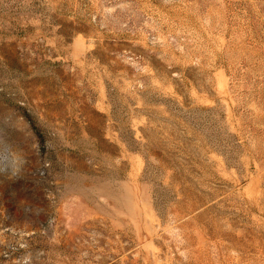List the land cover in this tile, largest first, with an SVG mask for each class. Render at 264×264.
Returning a JSON list of instances; mask_svg holds the SVG:
<instances>
[{"label": "rangeland", "instance_id": "374dc122", "mask_svg": "<svg viewBox=\"0 0 264 264\" xmlns=\"http://www.w3.org/2000/svg\"><path fill=\"white\" fill-rule=\"evenodd\" d=\"M0 264H264V0H0Z\"/></svg>", "mask_w": 264, "mask_h": 264}, {"label": "clouds", "instance_id": "9594fccd", "mask_svg": "<svg viewBox=\"0 0 264 264\" xmlns=\"http://www.w3.org/2000/svg\"><path fill=\"white\" fill-rule=\"evenodd\" d=\"M27 163L25 153L0 130V175L18 177Z\"/></svg>", "mask_w": 264, "mask_h": 264}]
</instances>
